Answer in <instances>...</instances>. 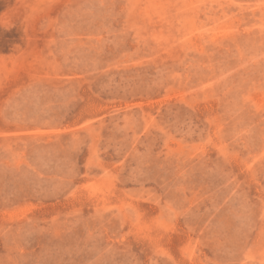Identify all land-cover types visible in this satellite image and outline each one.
I'll list each match as a JSON object with an SVG mask.
<instances>
[{"label":"rangeland","instance_id":"rangeland-1","mask_svg":"<svg viewBox=\"0 0 264 264\" xmlns=\"http://www.w3.org/2000/svg\"><path fill=\"white\" fill-rule=\"evenodd\" d=\"M0 264H264V0H0Z\"/></svg>","mask_w":264,"mask_h":264}]
</instances>
